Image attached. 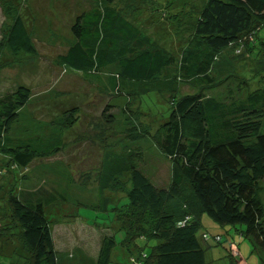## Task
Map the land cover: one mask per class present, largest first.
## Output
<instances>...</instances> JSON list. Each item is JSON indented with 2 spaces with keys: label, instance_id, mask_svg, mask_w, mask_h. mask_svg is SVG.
<instances>
[{
  "label": "trees",
  "instance_id": "1",
  "mask_svg": "<svg viewBox=\"0 0 264 264\" xmlns=\"http://www.w3.org/2000/svg\"><path fill=\"white\" fill-rule=\"evenodd\" d=\"M84 2L89 7L76 17L75 40L58 55V64L108 98L138 96L140 109L127 108L117 119L109 99L100 114L86 113L90 128L72 142L88 140L101 150L99 196L90 202L57 188L23 190L20 184L28 175L19 171L72 143L66 133L84 121L74 100L85 95L69 92L74 104L44 122L52 131L48 136L40 131L33 141L11 135L32 101L31 89L21 85L0 97V168L14 181L0 186V205L5 202L0 264H111L117 262L118 243L128 254L127 264H219V258L207 259L214 245L202 230L204 214L233 226L264 264V0H205L193 12L189 0ZM144 12L162 22L192 17L194 34L176 50L160 46L140 25L138 13ZM32 27L33 18L18 11L4 33L14 56L37 55ZM232 80L238 81L237 95L204 92ZM183 84L200 90L184 94ZM143 116L159 121L147 123ZM149 144L172 163L169 187L159 186L141 167ZM118 192L114 201L109 195ZM66 201L76 209L85 205L107 213L105 223L93 221L112 231L96 257L80 249L66 255L56 249L54 224L80 216L63 208ZM213 240L221 244L223 238Z\"/></svg>",
  "mask_w": 264,
  "mask_h": 264
},
{
  "label": "rangeland",
  "instance_id": "2",
  "mask_svg": "<svg viewBox=\"0 0 264 264\" xmlns=\"http://www.w3.org/2000/svg\"><path fill=\"white\" fill-rule=\"evenodd\" d=\"M84 1H0V97L21 85L29 87L32 92V101L28 109H23L20 120L16 122L14 132L11 133L14 138H22L25 141L29 138L33 141L40 135L42 130L46 132L43 136H48L52 131V126L46 127L44 122L50 121L54 116L60 115L64 109L74 104L69 92L71 95H75L80 90L81 94L85 95L84 98L74 100L82 110L81 116L84 117L82 119L84 121L74 130H68L65 139L69 143L75 140L74 136L78 132L81 133L90 128L86 113L100 114L101 109L109 99L112 105L111 113L117 119L123 117L127 108L140 109V98L138 96L108 98L107 95L99 93L92 82L83 80L79 74L72 71L67 74L58 64V55L65 52L75 40L71 27L76 17L89 7L88 3ZM189 1L191 12L200 10L205 4V0ZM18 11L23 12L30 19L33 18L32 34L37 48L36 56L27 53L14 56L4 44V33L13 22ZM148 13H138L139 22L143 28L146 27V32L150 34L151 39L156 44L176 50L187 45V41L192 38L196 22L192 17L178 20L171 16L162 22ZM237 83V80H232L228 85L226 82L207 88L204 92L225 97L229 92L236 94L240 91ZM56 86L60 90L55 89ZM61 90L67 92V95L62 94ZM199 90V88L187 84L181 86V91L184 94L198 92ZM67 96V100L63 99ZM164 96L166 98L170 97L168 93ZM143 119L147 123H157L159 121L156 116H143ZM100 151L88 140L83 144L72 142L53 157L36 159L26 170L19 168V171H23L28 175V179L24 180L20 187L28 191H34L40 187L55 191V188H57L59 192L67 190V196L70 195L75 200L96 202L99 196L98 169L102 157ZM144 154L145 161L141 162L144 171L159 186L169 187L172 174L170 160L161 155L151 144H149ZM3 159L4 154H0V160ZM0 163H4V161H0ZM2 170L0 168V186L6 188L9 186L10 181H13V174L10 171L2 173ZM86 172L90 174L89 177L85 176ZM5 191L6 189L3 191V195ZM109 196H112L114 201H118L121 193L118 192ZM1 203L0 212L3 214L5 202L1 201ZM61 205L70 214H73L75 210L78 211L80 216L59 218L54 224L53 234L56 249L64 252L65 255L68 253L73 254L76 249H80L88 256L96 257L103 237L112 234V231L105 224L93 223V221L105 223L107 213L85 205H81L76 209L75 204L71 201H66ZM113 213L114 211H111V214ZM202 227L203 231L209 232L212 237L210 243L214 245V248L207 253L208 260L219 258V264H263L258 253L253 251L250 242L242 238L233 226L219 224L207 214H204ZM216 235L222 236L223 241L221 244H215L213 236ZM16 238L20 242L21 238L18 236ZM232 242H237V245L232 244ZM18 246L22 247V244L19 243ZM115 253L118 255L117 262L113 260L111 264L128 263V254L124 252L120 243L115 247L113 255ZM228 253L232 255L233 260L230 259Z\"/></svg>",
  "mask_w": 264,
  "mask_h": 264
}]
</instances>
